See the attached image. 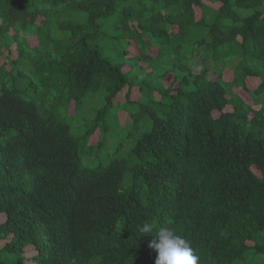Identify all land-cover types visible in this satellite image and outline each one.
<instances>
[{"label":"trees","instance_id":"16d2710c","mask_svg":"<svg viewBox=\"0 0 264 264\" xmlns=\"http://www.w3.org/2000/svg\"><path fill=\"white\" fill-rule=\"evenodd\" d=\"M263 95L264 0H0V264H264Z\"/></svg>","mask_w":264,"mask_h":264},{"label":"clouds","instance_id":"9594fccd","mask_svg":"<svg viewBox=\"0 0 264 264\" xmlns=\"http://www.w3.org/2000/svg\"><path fill=\"white\" fill-rule=\"evenodd\" d=\"M139 231L155 237L149 243L157 253L155 264H200L199 255L175 229L161 227L157 230L155 222L145 221Z\"/></svg>","mask_w":264,"mask_h":264},{"label":"rangeland","instance_id":"374dc122","mask_svg":"<svg viewBox=\"0 0 264 264\" xmlns=\"http://www.w3.org/2000/svg\"><path fill=\"white\" fill-rule=\"evenodd\" d=\"M223 67V66H222ZM222 69V68H221ZM259 74H263L262 72H258ZM227 77H232L233 75H232V71H227V75H226ZM170 78H167L166 79V82L167 83H169L170 82ZM241 92V91H240ZM244 92V91H243ZM246 93V92H245ZM139 94V92H135L134 93V96H137ZM244 96H245V99L248 101V102H252V98H250L248 95L246 96L245 94H244ZM121 99H123L124 98V96L123 97H120ZM261 100H264V95L261 97ZM95 105L96 107H97V109H99L102 105H103V99L101 98V97H98V98H96V101H95V103H93V101H90V104H87L86 105V107H87V109H89V108H91V106L92 105ZM248 104H251V103H248ZM84 108V107H83ZM83 108H80V110H82ZM257 108H259V106L257 107ZM123 111V110H122ZM94 114V113H93ZM79 115V114H78ZM124 117V116H123ZM0 218H2V217H0Z\"/></svg>","mask_w":264,"mask_h":264}]
</instances>
